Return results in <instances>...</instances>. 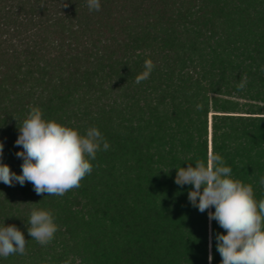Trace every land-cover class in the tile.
I'll return each mask as SVG.
<instances>
[{
  "label": "trees",
  "instance_id": "1",
  "mask_svg": "<svg viewBox=\"0 0 264 264\" xmlns=\"http://www.w3.org/2000/svg\"><path fill=\"white\" fill-rule=\"evenodd\" d=\"M100 3L0 0L2 162L21 174L15 141L31 107L110 144L63 196L0 182V226L27 240L0 264H209V251L220 264L225 230L191 205L176 168L218 153L264 198V0ZM147 59L155 68L137 83ZM33 208L58 225L46 246L28 234Z\"/></svg>",
  "mask_w": 264,
  "mask_h": 264
},
{
  "label": "clouds",
  "instance_id": "2",
  "mask_svg": "<svg viewBox=\"0 0 264 264\" xmlns=\"http://www.w3.org/2000/svg\"><path fill=\"white\" fill-rule=\"evenodd\" d=\"M87 7L90 11H100V0H87ZM154 68L151 59L145 60L144 71L136 77V82L148 79ZM247 83V76H242L237 89L244 90ZM196 107L202 110L203 105ZM18 130L15 144L22 147L16 153L23 160L21 174L17 175L2 162L4 144L0 141V182L8 186L30 182L37 195L63 196L79 188L81 181L93 171L90 161L96 159L98 151L110 148L97 127H89L81 134L55 120H46L39 107H31ZM176 169L175 183L191 186L188 191L191 205L201 213L207 211L209 221L215 220L225 230L226 234L216 235L220 264H264V198L257 201L253 186L233 178L231 167L212 151L206 161L198 159L194 166L189 163L186 168ZM259 184L264 187V176ZM27 225L31 239L42 246L48 245L58 231L50 210L33 208ZM26 244L24 233L15 225L0 226V257L25 255ZM208 260L211 264V251Z\"/></svg>",
  "mask_w": 264,
  "mask_h": 264
},
{
  "label": "rangeland",
  "instance_id": "3",
  "mask_svg": "<svg viewBox=\"0 0 264 264\" xmlns=\"http://www.w3.org/2000/svg\"><path fill=\"white\" fill-rule=\"evenodd\" d=\"M209 119H210V117H208V140H209V134H210V129H209Z\"/></svg>",
  "mask_w": 264,
  "mask_h": 264
}]
</instances>
